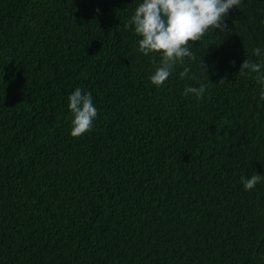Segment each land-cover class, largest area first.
<instances>
[{
  "label": "trees",
  "instance_id": "trees-1",
  "mask_svg": "<svg viewBox=\"0 0 264 264\" xmlns=\"http://www.w3.org/2000/svg\"><path fill=\"white\" fill-rule=\"evenodd\" d=\"M141 2L0 0V264H264V180L241 183L264 176V100L238 76L264 0L193 45L197 79L159 88L127 26ZM77 87L99 115L73 138Z\"/></svg>",
  "mask_w": 264,
  "mask_h": 264
},
{
  "label": "clouds",
  "instance_id": "clouds-1",
  "mask_svg": "<svg viewBox=\"0 0 264 264\" xmlns=\"http://www.w3.org/2000/svg\"><path fill=\"white\" fill-rule=\"evenodd\" d=\"M243 0H142L136 7L128 27L134 26V31L140 37L139 52L144 56H159L160 60L150 77L151 83L162 87L178 69L179 78L195 80L188 61L195 62L196 54L192 51L194 44L203 42L211 32L223 35L224 38L232 34V29L225 23L230 10L239 8ZM99 12V10H97ZM253 55L259 59L253 61L245 59L240 66L238 76H252L261 85L260 99L264 100V49L256 47ZM235 64V61H233ZM209 66L200 65V74L207 76ZM222 78L219 84L226 82ZM207 91L206 85L198 87L186 85L184 95H192L202 100ZM69 109L73 114L71 136L79 138L93 131L95 120L99 112L94 104L91 92L77 87L68 97ZM264 180L260 174L250 178L242 177L241 183L246 191H250Z\"/></svg>",
  "mask_w": 264,
  "mask_h": 264
}]
</instances>
